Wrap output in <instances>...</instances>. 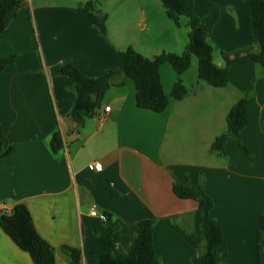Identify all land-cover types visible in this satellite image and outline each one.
<instances>
[{"label": "crops", "instance_id": "0c3cea01", "mask_svg": "<svg viewBox=\"0 0 264 264\" xmlns=\"http://www.w3.org/2000/svg\"><path fill=\"white\" fill-rule=\"evenodd\" d=\"M88 1L107 15L106 38L77 11ZM19 2L0 36V59L13 57L0 73L5 135L0 216L24 204L39 236L55 249V264H67L62 246L79 249L81 264L103 253L92 232H103L106 224L90 215L93 208L123 222L127 231L116 234L121 250L128 251L134 242L139 221L153 219V246L163 264H205L203 234L194 243L186 240L201 229L198 205L172 192L175 181L200 183L214 203L210 216L222 228L225 264H258V221L264 218V71L253 62L235 64L227 86L213 89L197 79L192 58L181 76L187 94L175 100L171 90L178 77L165 63L159 68L167 96L161 114L137 108L134 82L117 76L98 115L78 128L69 117L75 94L58 73L59 65L98 78L121 66L119 52L128 47L146 58L180 54L187 43V20L180 18L176 26L159 0ZM193 10L199 18L219 13L208 38L217 67L224 65L221 52L255 48L248 0H193ZM249 91V124L240 133L249 157L234 138L221 154L211 152L215 138L227 130L231 106ZM56 132L63 148L53 154L49 145ZM95 162L101 171L88 170ZM0 264H33L1 228Z\"/></svg>", "mask_w": 264, "mask_h": 264}, {"label": "trees", "instance_id": "16d2710c", "mask_svg": "<svg viewBox=\"0 0 264 264\" xmlns=\"http://www.w3.org/2000/svg\"><path fill=\"white\" fill-rule=\"evenodd\" d=\"M165 8L167 18L176 26L179 19L185 18L189 28L187 43L180 54L162 52L152 58H146L131 47L119 52L121 66L110 70L98 78L84 76L75 67L62 64L57 67L59 74L67 78V87L75 94L69 117L78 128L83 127L87 119L98 115L101 101L107 90L112 86L117 76H126L134 82L136 89V106L155 114H161L167 107V96L161 85L159 68L169 64L177 75V81L172 87L171 97L175 100L183 99L187 90L181 76L187 72L194 57L197 61V79L213 89H222L229 83L230 68L235 64L253 62L256 67L264 71V0H248L251 9V26L255 48H244L231 53L221 52L223 67L213 63V48L208 38L218 19V11L214 10L205 18H199L193 10V0H159ZM20 6L19 0H0V36L5 30L7 15ZM97 4L88 1L77 6V11L88 16L95 25L98 33L106 38L107 15L97 10ZM13 61V57L0 59V73ZM120 85V84H119ZM251 101L250 91L245 93L227 114L225 133L217 136L211 145V152L221 154L225 143L234 138L246 157L248 153L240 143V133L249 124L247 105ZM5 145V135L0 124V151ZM50 150L57 154L63 148L60 133L53 134L50 140ZM6 150L3 156H6ZM111 197L116 193L107 185ZM174 196L181 200H193L200 212L199 223L201 229L186 235L189 243H194L199 234L205 239V264H225L226 242L219 227L211 218L210 212L214 206L212 199L205 193L202 184L174 182L172 184ZM103 232L93 231L92 236L103 247L100 254L91 264H163L156 256L153 246V230L155 220L145 219L137 223L136 238L128 251L121 250L116 243V234L124 228L122 221L113 219L109 213ZM257 260L264 264V218L258 221ZM0 228L9 239L23 252L27 253L33 264H55V249L37 233L33 219L24 204H14L9 212L0 216ZM61 252L67 259V264H81V251L77 248L62 246Z\"/></svg>", "mask_w": 264, "mask_h": 264}, {"label": "built area", "instance_id": "2783aa9c", "mask_svg": "<svg viewBox=\"0 0 264 264\" xmlns=\"http://www.w3.org/2000/svg\"><path fill=\"white\" fill-rule=\"evenodd\" d=\"M104 112H106V113L110 112V107H105L104 108ZM87 168H88L89 171H101L102 166H101V163L95 162V163L89 164ZM90 215L93 216V217H98L102 221H106V218H105L104 214H97L96 208L92 209Z\"/></svg>", "mask_w": 264, "mask_h": 264}, {"label": "rangeland", "instance_id": "374dc122", "mask_svg": "<svg viewBox=\"0 0 264 264\" xmlns=\"http://www.w3.org/2000/svg\"><path fill=\"white\" fill-rule=\"evenodd\" d=\"M186 41H187V39H186ZM182 53V52H181ZM193 60H195V58L193 57ZM206 85V84H205ZM207 86V85H206ZM208 87V86H207ZM259 176H262V175H259ZM214 204V203H213Z\"/></svg>", "mask_w": 264, "mask_h": 264}, {"label": "water", "instance_id": "95a60500", "mask_svg": "<svg viewBox=\"0 0 264 264\" xmlns=\"http://www.w3.org/2000/svg\"><path fill=\"white\" fill-rule=\"evenodd\" d=\"M73 123V122H72ZM74 124V123H73Z\"/></svg>", "mask_w": 264, "mask_h": 264}]
</instances>
